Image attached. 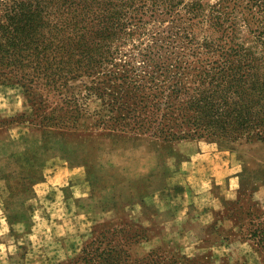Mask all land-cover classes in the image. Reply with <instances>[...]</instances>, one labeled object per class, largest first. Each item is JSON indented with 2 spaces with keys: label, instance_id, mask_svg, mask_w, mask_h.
<instances>
[{
  "label": "rangeland",
  "instance_id": "1",
  "mask_svg": "<svg viewBox=\"0 0 264 264\" xmlns=\"http://www.w3.org/2000/svg\"><path fill=\"white\" fill-rule=\"evenodd\" d=\"M39 93L36 114L0 83V264H66L110 242L139 264H264V141L167 142L101 124L97 96Z\"/></svg>",
  "mask_w": 264,
  "mask_h": 264
},
{
  "label": "trees",
  "instance_id": "2",
  "mask_svg": "<svg viewBox=\"0 0 264 264\" xmlns=\"http://www.w3.org/2000/svg\"><path fill=\"white\" fill-rule=\"evenodd\" d=\"M0 83L36 114L41 88L65 90L101 99V124L163 141H264V0L1 1ZM122 252L66 264H139Z\"/></svg>",
  "mask_w": 264,
  "mask_h": 264
},
{
  "label": "crops",
  "instance_id": "3",
  "mask_svg": "<svg viewBox=\"0 0 264 264\" xmlns=\"http://www.w3.org/2000/svg\"><path fill=\"white\" fill-rule=\"evenodd\" d=\"M147 155H148V157H150L152 154H150L149 152H147ZM151 157H152V156H151ZM148 172H149V173H148L149 175H150V174H153V172H155V168L149 170Z\"/></svg>",
  "mask_w": 264,
  "mask_h": 264
}]
</instances>
